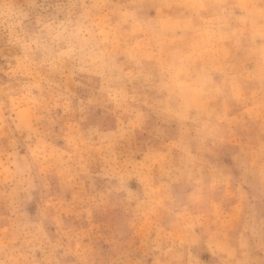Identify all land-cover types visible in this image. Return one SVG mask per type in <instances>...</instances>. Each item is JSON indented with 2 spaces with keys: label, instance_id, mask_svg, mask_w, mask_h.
<instances>
[{
  "label": "rangeland",
  "instance_id": "obj_1",
  "mask_svg": "<svg viewBox=\"0 0 264 264\" xmlns=\"http://www.w3.org/2000/svg\"><path fill=\"white\" fill-rule=\"evenodd\" d=\"M0 264H264V0H0Z\"/></svg>",
  "mask_w": 264,
  "mask_h": 264
}]
</instances>
